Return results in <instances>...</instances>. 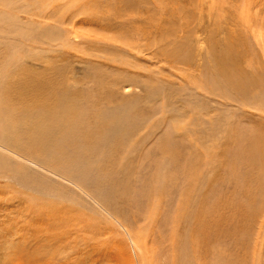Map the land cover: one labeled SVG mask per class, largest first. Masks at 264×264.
Listing matches in <instances>:
<instances>
[{"label": "rangeland", "instance_id": "1", "mask_svg": "<svg viewBox=\"0 0 264 264\" xmlns=\"http://www.w3.org/2000/svg\"><path fill=\"white\" fill-rule=\"evenodd\" d=\"M11 2L0 5V89L24 86L13 74L22 67L56 76V92L70 89L88 111L57 126L30 105L53 86L0 92V125H19L0 127L10 144L0 136V264H264V194L254 188H264V167L234 163L231 176L232 156L221 157L234 134L264 135V84L244 106L218 71L232 56L228 69L264 75V0ZM48 131L62 144L30 156ZM88 136L104 144L79 156ZM70 156L78 169L62 164ZM216 227L225 233L211 242L198 235Z\"/></svg>", "mask_w": 264, "mask_h": 264}, {"label": "bare ground", "instance_id": "2", "mask_svg": "<svg viewBox=\"0 0 264 264\" xmlns=\"http://www.w3.org/2000/svg\"><path fill=\"white\" fill-rule=\"evenodd\" d=\"M12 1V0H11ZM10 0H5V2H4V4H3V2H2V0H0V5L1 6H4L5 5V7L7 6V7H9L10 5H12V2H11ZM22 1V0H21ZM24 1H27V0H24ZM29 1V0H28ZM34 1V0H33ZM36 2V1H35ZM26 3V2H25ZM77 3V2H76ZM78 4V3H77ZM76 4V5H77ZM23 5V4H22ZM22 5H20V6H22ZM49 6V5H48ZM82 7V6H81ZM16 8V7H15ZM24 8H29V7H24ZM80 8V7H79ZM3 9V8H2ZM9 9V8H8ZM11 9V8H10ZM19 10V9H18ZM24 10V9H23ZM83 10V9H82ZM13 11V10H12ZM28 11H31V9L30 10H28V9H26L25 11H23L25 14H27L28 16H29V12ZM80 11V10H79ZM32 13V12H31ZM15 19V18H14ZM12 21V20H11ZM9 22V21H8ZM15 23V22H14ZM9 24V23H8ZM16 24H17V22H16ZM18 25V24H17ZM18 26H20V25H18ZM48 34V33H47ZM48 37V36H47ZM32 42V41H31ZM56 48V47H55ZM173 59V58H172ZM11 60V59H10ZM227 60L229 61V64L230 63H233L234 62V60H235V58L234 57H232V56H229V57H224L223 59H222V64H221V67H220V69L218 70L219 72L221 71V70H223V68H224V70H223V73H222V76L224 77V79H225V82L226 83H228L229 85H231L230 87H232V88H234L235 89V91H236V93H237V96L238 97H240V99H239V102H240V104H241V101L240 100H243V105L244 106H247V103L245 102V96H250V95H253V94H255L254 92L255 91H260V88L263 86V84H264V75H261V74H257L256 76H252V77H249V76H247L246 74H244L245 72L244 71H242V69H241V66H240V64H235L236 66L235 67H233V68H229L228 69V66H227ZM178 64V63H177ZM181 64V62L178 64V65H180ZM176 67V66H175ZM177 67H179V66H177ZM176 67V68H177ZM55 69V68H54ZM58 70H60V69H58ZM57 69H55V71H56V74H59L60 75V73H59V71H58ZM22 72V73H21ZM244 72V73H243ZM17 73H20L19 75H23L24 76V78H25V81H24V86L22 87V83H20L21 84V86L20 85H15V84H10L9 82H6L5 84H1L2 86V88L0 89V92H1V95H2V97L4 98V99H7V98H9L11 95H20L21 96V94H22V92L24 91V88L25 87H32V89L31 88H27V89H29V90H31V91H33L34 93H38V94H42V92L45 90V88L46 87H49V90L51 89L50 87H52L53 86V89L55 90V88H58V85H57V81H59L60 79H57L56 78V76L54 75V74H52V76H55V77H50L51 76V72L48 74H46L47 76H49L50 78H48V79H44L43 78V76L41 77V75H35V74H33L32 76H29V73L31 74V72H29L28 73V71H24L23 70V68L21 67L18 71H13V74H16V76H17ZM264 74V73H263ZM207 76V75H206ZM205 76V77H206ZM203 78V81L204 82H206L207 84H208V82L210 81V82H213V85L215 86V87H219L221 84L219 83V80L218 79H215L214 81H212V76H207L206 78ZM215 77V76H214ZM57 79V80H56ZM99 80V79H98ZM30 82V85H28L27 84V82ZM32 81H33V83H32ZM103 81V80H102ZM102 81H99V84L101 85V83L100 82H102ZM204 82H200L201 84L203 83L204 84ZM32 83V84H31ZM205 83V84H206ZM198 84V83H197ZM206 84V85H207ZM224 85V84H223ZM226 85V84H225ZM224 85V86H225ZM205 87V86H204ZM211 87V86H210ZM222 87V86H221ZM226 87V86H225ZM264 87V86H263ZM210 90L212 89V88H209ZM214 89V88H213ZM155 90V89H154ZM217 90V89H216ZM262 90V89H261ZM60 91V90H59ZM69 91V92H68ZM67 92H68V94H66L67 92L64 90V91H61V92H56V90L55 91H52L50 94H45V96L43 97V98H40V100H33L32 101V104H30L31 106H32V108H34V109H37V113H38V119L40 118V120H48V122L47 123H51V124H57V126H58V124H61V125H63V126H66L67 128H73V126H72V119H73V121L75 120L76 122H78L80 119H82V118H80V117H82L81 115H83L84 116V113H86V111H88V108L86 107V109H83L82 108V106H81V104L79 103V100L78 99H80V98H76V96H71L69 93H72V92H70V89L68 90ZM213 91V90H212ZM33 92H32V94H33ZM207 92H209V91H207ZM211 92V91H210ZM209 92V93H210ZM225 92V91H224ZM13 93V94H12ZM110 93V92H109ZM215 93V92H214ZM260 93V92H259ZM73 94V93H72ZM217 94V93H216ZM257 95V94H256ZM12 97V96H11ZM34 97V96H33ZM42 97V96H41ZM112 97V96H111ZM146 97H148V94L146 95ZM245 97V98H244ZM251 97V96H250ZM259 96H257V98H255V100H253V104L252 103H250V108H252V107H254V104H255V106H256V104H257V102L259 101L258 98ZM14 98V97H13ZM31 98V97H30ZM246 99H248V98H246ZM1 100V99H0ZM95 101V100H94ZM97 101V100H96ZM149 101H151V100H149ZM3 103V102H2ZM8 103V102H7ZM98 103V102H97ZM88 107H89V105H88ZM91 107V106H90ZM92 108L93 109H95V116L96 117H100V118H102V114H103V111H97L98 109V107H97V104H96V102H92ZM140 109V108H139ZM254 110H256V109H254ZM17 111V110H16ZM27 111V110H26ZM26 111H25V113H26ZM36 113V114H37ZM138 113V112H137ZM17 114V113H16ZM16 114H14V115H16ZM28 115H30L29 113H27ZM27 114L26 115H23V116H27ZM35 114V113H34ZM89 114V113H88ZM138 114H140V113H138ZM145 114V113H144ZM86 115V114H85ZM104 115V114H103ZM125 115H127V114H125ZM129 115V117H132L130 114H128ZM135 116H137V115H135ZM35 117V116H34ZM34 117H32V119L34 118ZM86 117V116H85ZM122 117V116H121ZM138 117V116H137ZM87 118V117H86ZM105 118V117H104ZM8 119V118H7ZM24 119H27L26 117H24ZM30 119H31V117H30ZM84 119V118H83ZM82 119V120H83ZM112 119V118H111ZM117 119V118H116ZM131 119V118H130ZM9 120H11V121H15V125L14 124H12V125H14V126H12L13 128H11V127H9L10 126V124H8V123H6V124H4L3 123V125L1 126L0 125V127H2V128H0V131H2V130H5L4 132L5 133H7V132H9V131H14V130H17V127H19V125H17L18 123V120H15L14 118H13V120L12 119H9ZM88 120V119H87ZM115 120V119H114ZM120 119H118V121H119ZM129 120V119H128ZM137 120V119H136ZM23 121H25V120H23ZM100 121V120H99ZM121 121V120H120ZM133 121H135V120H133ZM121 123H122V121H121ZM1 124V123H0ZM74 124V123H73ZM134 124V123H133ZM137 123H135V125H136ZM9 125V126H8ZM37 125V124H36ZM79 125V124H78ZM81 125V124H80ZM106 125V124H105ZM60 126V125H59ZM78 127V126H77ZM76 128V127H75ZM80 128H81V126H80ZM131 128V127H130ZM138 128V127H137ZM2 129V130H1ZM46 129H50V128H38V129H35V131H40V130H43V131H45ZM51 129H54V127H51ZM50 129V130H51ZM61 129V127H59V129L56 127V130H60ZM112 129H114V128H112ZM19 131V130H18ZM17 131V132H18ZM119 131V130H118ZM134 132H135V130H133ZM120 132V131H119ZM1 133H3V132H1ZM47 133V132H46ZM53 133V132H52ZM75 132H73L72 133V135L74 134ZM129 133H131V132H129ZM9 134V133H8ZM45 134V133H44ZM43 134V135H44ZM263 134V133H262ZM260 135V134H257V132H253V134L250 132V133H248V134H246L244 137H242L239 133H236V134H234L233 136H236V140H237V146L234 148L235 150H232V151H230V150H228V149H225L224 150V153H223V155L221 154V157H222V159H223V157H224V159L223 160H227L228 159V156H232V158H230L229 160H230V163L232 164V166H230L229 167V174L231 175V176H233L234 174H235V172H234V168H235V166H237L238 165V163H240V164H246L247 165V167L250 169V170H253V169H255V168H261L262 166L264 167V135ZM11 135V134H10ZM17 135V134H16ZM15 135V136H16ZM84 135H86V133H84ZM122 135H124V134H122ZM1 137L3 136L4 138L3 139H1L2 141H4V144L7 146V148H5L6 150H8V148H9V145H7V143H6V140H7V134H2V135H0ZM81 136V135H80ZM130 136H131V134H130ZM13 137H14V133H13ZM21 137V136H20ZM117 137V136H116ZM88 138H89V140H90V142H86L87 143V145H85V146H82V145H80V146H82V147H79V148H82L81 150H79V152H80V154H79V156H84L83 155V153L86 151V153H85V155H90V154H92V153H94V152H96V150L98 149V148H100L104 143L102 142V140L101 141H98V139H94L93 137L92 138H90V136H88ZM6 139V140H5ZM17 139V138H16ZM82 139H85L84 137L82 138ZM114 139V138H113ZM0 140V141H1ZM32 140V139H31ZM57 141V140H56ZM54 141L53 140V136L50 134V131H48V133L47 134H45V136H44V140H42V141H35V143H30V147H32V148H34V149H31L30 148V150H27L28 151V154L29 153H31V154H29L30 156H34V154H36L37 153V155H38V153H41L42 155H48L49 156V154H53V150H52V148L53 147H56V145H61L62 144V142H60V141ZM108 145H110L109 143H108ZM226 146H228V144H226ZM3 147V146H2ZM5 147V146H4ZM94 147L96 148V149H94ZM229 147V146H228ZM117 148H118V145H114V147H113V151H116L117 150ZM15 149H17V147L15 148ZM59 149V148H58ZM57 149V150H58ZM77 150H78V148H76ZM192 149V148H191ZM18 150V149H17ZM57 150H55V151H57ZM120 150V149H119ZM188 150V149H187ZM9 152H10V150H8ZM72 151V150H71ZM112 151V154H111V156L110 157H113L114 159H112V160H115L116 158L113 156L114 155V152ZM181 151V150H180ZM32 153H34V154H32ZM64 153V152H63ZM184 153H187V152H184ZM60 154H62V153H60ZM123 154V153H122ZM190 154V153H189ZM115 155H116V152H115ZM182 155H184V154H182ZM17 156V158L19 157V158H21V161H26V162H28V163H32V164H35L36 165V163L35 162H33V161H31L29 158H25L24 156L23 157H21V156H19V155H16ZM36 156V155H35ZM108 156V155H107ZM189 156V155H188ZM89 157V156H88ZM123 156H121V158H122ZM40 158H41V156H40ZM62 158V157H61ZM70 158V159H69ZM79 158V157H78ZM86 158V157H85ZM92 158V157H91ZM120 158V157H119ZM38 159V158H37ZM44 159H46V158H44ZM68 160V162L67 161H62V164H67L68 166V169L69 168H71V167H76L77 169L79 168L78 167V165H77V162H76V160L74 159V158H72L71 156L70 157H68L67 158ZM93 159V158H92ZM231 159H232V161H231ZM63 160H65V159H63ZM69 160H72L73 161V165H72V163H70L69 162ZM90 160V159H89ZM39 161V160H38ZM81 161V160H80ZM25 162V163H26ZM51 162V161H50ZM55 162H57V159L55 160ZM60 162V161H59ZM101 162V161H100ZM224 161H222L221 163H223ZM226 162H228V160L226 161ZM69 163L71 164V165H69ZM79 163V162H78ZM225 163V162H224ZM223 163V164H224ZM234 163H236V164H234ZM57 164H58V162H57ZM61 164V163H60ZM225 164H227V163H225ZM239 164V165H240ZM38 165V164H37ZM55 165V164H54ZM59 165V164H58ZM83 165V164H82ZM235 165V166H234ZM62 166V165H61ZM61 166L59 167V168H61ZM71 166V167H70ZM225 166V165H224ZM66 166L64 165V167L62 166V168H63V171H65L66 169H64ZM225 167H227L228 168V166H225ZM46 168V167H45ZM73 169H75V168H73ZM76 169V170H77ZM80 169H82V166H81V168ZM126 169H127V171L126 172H128L129 170H128V168L126 167ZM223 169V168H222ZM62 170V169H61ZM68 171H71V170H68ZM73 171V170H72ZM123 171H124V168H123ZM228 171H226V172H228ZM14 173V172H13ZM246 179H248V176H244L243 177V180H246ZM128 181V180H127ZM79 182H80V180H79ZM80 184H81V182H80ZM85 187V186H84ZM255 189H256V191H259V192H261V193H263L264 194V188H259V187H254ZM213 204V203H212ZM40 207H42V206H40ZM246 208H247V210H252V209H254V206H252V205H246L245 206ZM212 209H213V206L211 207ZM192 216L193 215H191L190 217H189V219H191L192 218ZM196 221H199V219L198 218H196ZM223 233H225L224 232V230H222L220 227H216L215 229H214V231L213 232H211L209 235L207 234H203V233H201V232H198V235L200 236V237H202L203 235L204 236H206L207 238H208V240H209V242H211V241H213V237H218V236H220V235H222ZM234 234H235V236L236 237H238L239 236V233L237 234L236 233V231L234 232Z\"/></svg>", "mask_w": 264, "mask_h": 264}]
</instances>
